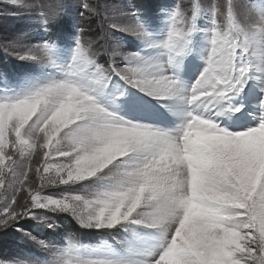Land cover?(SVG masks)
<instances>
[{
    "label": "rangeland",
    "instance_id": "rangeland-1",
    "mask_svg": "<svg viewBox=\"0 0 264 264\" xmlns=\"http://www.w3.org/2000/svg\"><path fill=\"white\" fill-rule=\"evenodd\" d=\"M84 2L89 3L94 11L84 9L82 6ZM204 7L208 8V17L204 16ZM177 9L183 13L184 21L177 19L176 26L184 32H188L191 27L192 12L198 10L196 30L186 40H178L169 49L162 44L167 40L173 14ZM212 9H215V19ZM133 14L138 16L149 35L137 36L122 30L135 22ZM43 19H48L47 26L40 24ZM217 32L220 34L219 38L216 44L212 45V38ZM226 32L235 37L228 44L222 39ZM77 39L89 51L92 58L108 70L113 67L119 70L129 63L143 65L147 62L154 65L152 70L157 71V75H166V64L179 65L186 69L190 64L191 56L199 53L203 67L200 69L199 61H195L194 58L191 63L192 70L196 69L197 72L200 70L194 79H199L203 74L207 58L212 55V48L215 47V68L219 70L222 66L220 62L227 60L232 76V64L237 59L233 45L247 41L257 51L260 50L258 44L264 40V0H22L21 4L0 0V101L22 98L40 86L64 79L74 55ZM43 43L51 46V57L39 52L35 54L41 55L40 60L18 57V54L23 55L28 49ZM128 53L140 55L133 60L128 57ZM253 64L256 66L250 70L247 86L240 95H235L233 103L235 106L243 105L244 112L240 111L233 115L230 107L227 110L232 118L242 115L246 117L240 118L237 125H232V121L227 116L219 121L215 120L213 112L207 111L205 114L191 109L189 111L193 115L215 123L219 128L232 132L246 131L249 127L258 126L257 118L260 117L261 112L259 114V107L256 104L264 98V93L261 92V88H264L261 85L264 82V63L254 60ZM254 71L255 75L257 73V78L253 75ZM42 73L43 75L40 76L39 74ZM167 83L169 85L167 91L172 94H178L186 88L180 84V90L177 92L170 82ZM212 91L214 90H209L207 94H211ZM221 91L226 94L225 89ZM120 93L124 95L120 96ZM202 94L206 95L205 92H197V99ZM94 95L98 103L128 123L115 124L111 128V135L96 145L97 151L105 158L112 156L109 167L97 168L99 170L96 176L84 175L82 180L69 176V173L78 166L74 159V151L57 143L71 128L70 124L49 127L47 123H37V118H33L36 111H30L28 104L14 107L0 105V154L6 153L11 157L9 160L0 156V159L4 160L0 163V170L9 176L6 188L0 189V203L5 197L11 196L15 186L8 169L11 168L19 176L25 171L28 160L32 161L33 169L39 166L42 155L49 160L48 178L68 181L67 184L43 189V195L59 197L62 193L71 192L92 196L98 191L116 187L115 182L106 177L109 169L113 167L111 165L123 160L119 154H116V148L125 147L129 135L120 129L143 124L137 118L126 114V110L140 98L169 97L151 96L128 84L117 73H111L108 87L97 89ZM258 95L261 98L257 99ZM166 101H157V104L161 106ZM219 102L222 109L223 101ZM142 106L153 112V115L157 112L151 105ZM158 112L161 115L165 113L164 110ZM168 117L173 118L170 112ZM225 119L230 120V123L225 122ZM182 130L166 128L167 132L170 131L169 133L177 136L182 134ZM127 154L129 153L125 155ZM84 155L88 154H82V159ZM84 166L92 167L91 164ZM29 175L33 185H39L40 181L34 173ZM25 195L20 193L18 199L22 202ZM147 207L149 206H145ZM36 211L41 212L56 226L50 228L43 220L28 217L7 228H0V259H21L46 264L50 259L49 253L29 238L26 232L58 247L66 246L67 239L71 237L80 245L87 246L81 249L82 255L93 258L115 254L121 258L151 262L165 243L162 227L149 228L135 225L131 219L122 221L114 227L85 228L69 212L53 213L41 209ZM129 246L134 249L133 252L129 251Z\"/></svg>",
    "mask_w": 264,
    "mask_h": 264
},
{
    "label": "snow or ice",
    "instance_id": "snow-or-ice-1",
    "mask_svg": "<svg viewBox=\"0 0 264 264\" xmlns=\"http://www.w3.org/2000/svg\"><path fill=\"white\" fill-rule=\"evenodd\" d=\"M10 2L21 4L22 0H10ZM82 6L84 9L94 11L87 2H84ZM212 11L215 19V9ZM197 14L198 10L192 12L191 27L188 32H184L176 26L177 19L181 22L184 21V15L179 9L174 11L171 30L162 46L171 49L178 40H186L196 30ZM133 15L135 22L122 30L137 36L149 35L138 16ZM48 22V19H45L44 23ZM219 35L217 32L212 38V45L216 44ZM233 47L237 59L232 64V82L220 84L211 94L197 99V92H208V90L200 88L201 79H203L201 75L191 88L190 95L193 101L206 102L214 107L215 102L230 99L231 96L241 93L247 86L250 70L256 66L253 61L258 60L264 63V40L258 44L259 51L250 46L247 41ZM38 52L51 57V46L48 43L39 44L28 49L23 55L18 54V57L40 60L41 55L35 54ZM139 55V53H128V57L133 60ZM215 56L216 48L213 47L212 55L207 58V67L203 70L204 75L215 68ZM153 67L154 65L145 62L143 65L129 63L119 70L115 67L111 70L105 69L92 58L89 51L77 39L74 55L67 67L64 79L40 86L22 98L0 101V105L14 107L20 104H30L36 99L44 102L50 95L58 90H63L57 105L58 108L67 105L69 109L75 111L76 115L66 121L71 125V128L85 126L91 116L102 114H111L109 120H116L123 125L128 122L98 103L94 93L97 89L107 88L111 81V73H117L128 84L151 96L171 97L176 95L164 91L169 86L167 82H170L177 92L180 90L176 77L174 75H157V71L152 70ZM132 73L146 78L133 80L131 79ZM152 77H158L162 83L158 87H154ZM221 89H225L226 94ZM261 92L264 93V88H261ZM119 95L123 96L124 93ZM76 96L79 97L78 100L75 99ZM219 96H222L223 99H218ZM261 106L264 107V98H262ZM229 107L234 113H238L244 106L229 105ZM38 115L39 105L33 118L36 119ZM189 115L191 119L179 136L145 125H133L132 128L120 129L129 135L125 149L130 154L134 144L150 140L155 136L165 137L174 144L179 141L182 145L181 160L188 172L186 179L189 185L195 183L198 189L220 191L224 196L231 197L227 203L239 208V225L229 227L211 222L201 223L195 218H191L190 221L186 215L176 224L166 227L168 215L163 205L157 204L153 207L146 202V200H162L165 193L163 191L154 192L152 196L146 197L145 193L149 187L147 183L138 186V193L131 200L127 193L118 187L98 191L92 196L77 195L71 192L62 193L59 197L43 195V189L67 184L68 181L50 180L47 176L50 170L49 160L42 155L39 166L33 169L32 161L28 160L25 171L19 176L11 168L8 169L12 180L15 181V186L11 196L5 197L0 203V228H7L28 217L43 220L50 228L56 226L53 222H49L50 220L41 212H37V209L53 213L69 212L85 228L114 227L122 221L130 219L135 225L163 228L165 243L151 262L121 258L115 254L106 257H85L81 254V249L87 246L80 245L71 237L67 239L66 246L58 247L26 232L25 234L29 238L36 241L41 248L49 253L50 259L46 264H264V116L257 118L258 126L249 127L246 131L232 132L219 128L215 123L202 119L200 116ZM111 131L112 129L109 128L102 134L108 137L111 135ZM88 139L87 136L81 137L80 142H86ZM0 156L11 159L6 153L0 154ZM120 156L122 159L127 158L124 154H120ZM3 162L4 160L0 159V163ZM110 164L111 161L99 169H106ZM99 169L87 175L94 177ZM30 173H34L39 179V185H33ZM59 175L58 172L57 176L59 177ZM106 178L111 179L110 177ZM80 179L82 180L83 177ZM146 179L150 180L151 177H146ZM8 183L9 176L0 170V189L6 188ZM232 188L246 192L247 196L238 198L237 194L231 190ZM20 193L26 194L22 202L18 199ZM145 206L149 207L145 208ZM137 213L138 215H134ZM189 223H191L190 228ZM217 228L220 230L217 231ZM21 230L23 231V229ZM129 251L133 252L134 249L129 246ZM149 255L152 254L149 253ZM0 264H37V261L0 259Z\"/></svg>",
    "mask_w": 264,
    "mask_h": 264
},
{
    "label": "clouds",
    "instance_id": "clouds-1",
    "mask_svg": "<svg viewBox=\"0 0 264 264\" xmlns=\"http://www.w3.org/2000/svg\"><path fill=\"white\" fill-rule=\"evenodd\" d=\"M223 42L230 43L235 37L226 32L223 34ZM234 46V45H233ZM221 68H214L207 75L202 74L200 88L202 90H215L220 84L231 83L229 71V62L223 60L220 62ZM142 75L131 74V79L140 80ZM154 87H158L162 81L158 77H152ZM200 79V78H199ZM177 85L181 87L178 77ZM167 91V88L164 89ZM63 90H58L50 95L46 101L41 102L36 99L28 104L30 111L35 112L39 105V115L37 123H47L49 127L53 125L59 127L76 115L73 109L67 105L58 108L57 101L61 98ZM75 99H79L78 96ZM218 99H223L219 96ZM111 114H102L91 116L85 126L69 128L63 136L57 141L62 147H67L74 151V159L78 166L70 172V177L80 179L84 175L92 173L102 165L107 164L112 156L101 155L96 145L106 139L102 133L119 123L116 120H109ZM87 136L86 142H80V138ZM128 153L124 146H117L116 154ZM82 154L84 155L82 159ZM182 145L177 141L175 144L169 139L161 136L152 137L134 144L125 159L114 164L108 171V177L115 182L116 187L127 193L129 199L134 198L138 193V186L142 183L149 185L145 195L152 196L154 192L163 191L165 197L162 200H146L147 203L155 207L162 204L168 215L166 227L179 222L184 216L195 218L201 223L211 222L216 225H227L229 227L240 224V211L238 207L230 206L227 203L231 197H226L220 191L201 190L195 183L189 185L186 177L188 175L182 160ZM91 164L88 168L84 165ZM146 177H151L150 180ZM238 198L247 196L246 192L232 188ZM191 223H189V228ZM220 229L217 228V231Z\"/></svg>",
    "mask_w": 264,
    "mask_h": 264
},
{
    "label": "bare ground",
    "instance_id": "bare-ground-1",
    "mask_svg": "<svg viewBox=\"0 0 264 264\" xmlns=\"http://www.w3.org/2000/svg\"><path fill=\"white\" fill-rule=\"evenodd\" d=\"M194 58H192L191 60V63L193 62ZM198 65V64H197ZM200 66V65H199ZM194 73H197V70L196 69H193L192 70ZM199 72V71H198ZM203 95V94H202ZM179 99V98H177ZM235 99L234 96H231L230 99H224L223 100V104H222V109H220V102H216L215 103V106H210L209 104H207L206 102H194L192 101V105L190 106L191 108H193L194 110H201V107L202 106H206V109L208 110V112L210 111H219L221 110L222 111V114H224V112H227L228 108H229V105L230 103ZM181 100V99H180ZM166 101V100H165ZM170 103L169 100H167L166 102H164L163 104H161V107H164V106H167L168 104ZM197 103V104H196ZM259 107V106H258ZM145 107L142 106V104L140 105H137L136 109L134 112H136L139 116H150V115H153L150 110L147 109H144ZM177 108V106H176ZM173 109L174 108H166L164 111L165 113L163 115H161L158 111L155 113V116L157 118H160V119H163V118H166V119H172L171 117H168L169 116V112L171 114V112H173ZM260 109V108H259ZM208 114V113H207ZM209 116V115H208ZM206 117V116H205ZM226 121L225 122H229V120L225 119ZM170 132V131H169Z\"/></svg>",
    "mask_w": 264,
    "mask_h": 264
}]
</instances>
